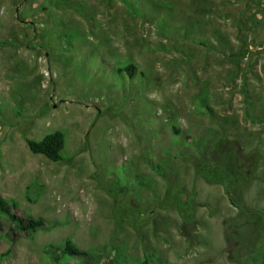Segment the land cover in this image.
Here are the masks:
<instances>
[{
  "label": "rangeland",
  "instance_id": "374dc122",
  "mask_svg": "<svg viewBox=\"0 0 264 264\" xmlns=\"http://www.w3.org/2000/svg\"><path fill=\"white\" fill-rule=\"evenodd\" d=\"M0 197V264H264V0H0Z\"/></svg>",
  "mask_w": 264,
  "mask_h": 264
},
{
  "label": "trees",
  "instance_id": "16d2710c",
  "mask_svg": "<svg viewBox=\"0 0 264 264\" xmlns=\"http://www.w3.org/2000/svg\"><path fill=\"white\" fill-rule=\"evenodd\" d=\"M119 72H125L128 76L133 77L134 68L133 66H127ZM174 132L176 135L179 134L176 129H174ZM24 142L29 152L33 155L42 156L52 163L63 161L62 152L65 147V137L61 132L47 135L41 141L24 138ZM220 173L222 174V172ZM227 194L229 195V192ZM229 200L234 207H237L232 199ZM185 224H188V222H185ZM44 227H46V224L41 223L38 219L24 215L14 202L4 200L0 197V236L5 238L10 245L13 246L21 232L27 230V232L35 233ZM46 254L52 258L57 255L60 259L82 260L89 258L87 252L77 249L70 242H66L62 248L54 252L47 250Z\"/></svg>",
  "mask_w": 264,
  "mask_h": 264
}]
</instances>
